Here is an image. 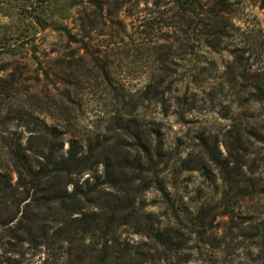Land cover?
Here are the masks:
<instances>
[{
	"label": "rangeland",
	"instance_id": "obj_1",
	"mask_svg": "<svg viewBox=\"0 0 264 264\" xmlns=\"http://www.w3.org/2000/svg\"><path fill=\"white\" fill-rule=\"evenodd\" d=\"M101 1V13L85 2L59 20L82 39L74 43L52 27L40 28L29 17L30 0H0V23L10 25L3 36L19 46L15 56L0 55V170L14 184L12 147L30 136L40 146L44 124L64 132L62 151L73 136L66 131L71 127L80 130L73 137L84 152L88 143L124 140L119 156L127 160H104L119 186L130 188L128 178L136 179L130 192L137 221L130 217L117 227L119 245L109 250V260L127 256L123 248L132 247L150 256L131 264H264V230L255 228L264 220V101L250 81L264 77V0H198L188 13L174 0ZM45 3L54 10L55 1ZM132 110L125 117L138 118L142 141L163 144L157 178L185 218L172 248L145 234L152 223L177 226L152 173L143 172L145 159L136 161L141 149L133 135L119 129L117 112ZM236 129L244 134L243 170L259 182L252 198L235 196L228 182L235 171L223 179L201 147L208 138L232 166L225 142ZM29 155L32 163L39 157ZM75 179L87 188L110 190L100 161ZM201 208L202 223L190 222ZM18 212L13 203L0 210V264H71L58 241L40 243L42 219L53 223L54 206L32 203L20 221ZM98 240L96 235L95 244L82 251L87 264H97Z\"/></svg>",
	"mask_w": 264,
	"mask_h": 264
},
{
	"label": "trees",
	"instance_id": "obj_2",
	"mask_svg": "<svg viewBox=\"0 0 264 264\" xmlns=\"http://www.w3.org/2000/svg\"><path fill=\"white\" fill-rule=\"evenodd\" d=\"M30 1L29 17L34 19L33 21L40 28L52 27L54 30L63 33L69 41L74 43L81 42L82 39L72 34L65 24L59 23V20L69 18L70 9L81 3L91 4L98 13H101L103 9L101 0ZM47 1H55L54 10L49 11L45 8L44 4ZM174 1L180 10L188 13L198 0ZM9 28V24L0 23V55L5 53L15 56L19 52V46H14L15 42H9L8 39L5 40L3 36ZM28 39L31 41L33 37ZM250 81L253 88H255L257 99L264 101V77H255ZM122 97L121 101L126 103L124 95ZM133 108L135 110L136 105ZM117 113L119 114H117L116 120L121 123L119 129L125 135H133L135 147H140L141 149L136 161L142 164V159H145L146 167L143 172L152 173V180L156 183V189L161 194L167 208L171 209V219L177 226L176 228L173 226L160 228L152 223L146 228L145 234L156 245L165 246L166 248L175 247L180 241L178 238L179 229L177 228L182 227L185 218L177 211L174 201L170 199L165 186L160 184L157 178V168L165 155L163 144L157 141L154 145H150L142 141V137H140L141 131L135 128L139 121L138 118L125 117L126 115H132L133 110L128 112L119 111ZM26 125L28 127L29 123ZM44 126L46 134L39 137L42 141L40 146H33L32 138H36L33 136L28 137L25 144H22L21 141L14 143L11 150V160L17 173V179L12 184L11 176L7 172L0 170V210L2 206H7V204H15L18 208V213H21L20 221L26 217L24 211L26 212L27 207L32 203L37 206H54L56 212L52 215L53 223L49 224L42 219L41 236L43 240L40 243L45 244L52 239L58 241L63 249V254L68 257L71 264H87L86 255L83 253L85 251L84 248H89L95 244L94 237L96 235L99 236L96 250L100 254L99 258H96L98 260L97 264H131L133 258H138L141 263L149 260L150 254L148 256L145 252L132 249V247L123 248L127 251V256H116L112 260L108 259L109 250H114L119 245L117 227L126 223V220L130 219V217L137 221V213L135 216L136 211L134 209L135 198H132L130 192L136 179L130 176L128 182L126 180L127 184L131 185L130 188L125 189L119 186L115 175L113 173L110 174L112 170H109L108 162L104 160L115 156L116 160L121 158L125 162L127 159L124 156H119V151L124 148L122 143L124 140L117 141L110 146L103 140L99 144L92 145L88 143L87 150L84 152L81 150L79 141L73 137L74 135L76 136V133H80V130L76 127H71L66 131L73 136L67 140L68 146L66 150L62 151L63 145L60 139L64 132L55 126L46 127L45 124ZM28 129L29 132L34 131L32 128ZM135 135L137 137H134ZM226 136L229 140H226L225 148L227 154L233 158L232 166L230 165L231 162L227 161V158L220 159L215 144L209 145L208 138H202L201 140L202 151L210 161L218 166L223 179L230 175L231 170L235 171L234 181H228L230 187L237 190L235 196L241 194V196L248 195L252 198L257 192L259 182H254L249 177L248 172L243 170L242 162H244V157L241 152V144L244 137L243 131H240V129L229 130ZM30 151L39 156L35 158L36 160L33 163L29 155ZM97 161H100L105 166L106 177L110 179V183H107L105 187L110 190L97 187L87 188L79 184L75 179L83 172L91 170L93 163ZM121 167L125 168L128 166L122 164ZM239 176H242L240 177L241 180H238ZM242 181L245 184L241 185ZM70 184H73L72 189H68ZM102 196L108 197L105 198L107 202L102 201ZM21 206L22 210H20ZM204 210L205 208H201L194 216V219L189 221L201 224L205 218ZM261 227L264 230V220L255 224L257 230ZM194 231H197V228ZM127 246L130 245L127 244ZM80 247H83V249H80ZM75 252L80 253L72 260L69 257Z\"/></svg>",
	"mask_w": 264,
	"mask_h": 264
}]
</instances>
